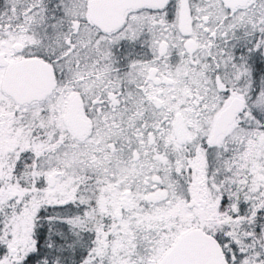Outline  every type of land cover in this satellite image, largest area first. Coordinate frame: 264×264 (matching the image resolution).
<instances>
[{"label": "snow or ice", "instance_id": "6c2138e0", "mask_svg": "<svg viewBox=\"0 0 264 264\" xmlns=\"http://www.w3.org/2000/svg\"><path fill=\"white\" fill-rule=\"evenodd\" d=\"M0 264H264V0H0Z\"/></svg>", "mask_w": 264, "mask_h": 264}]
</instances>
